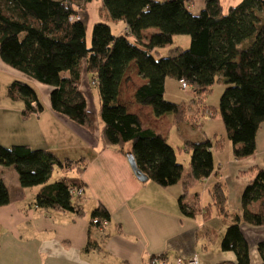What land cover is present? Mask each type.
<instances>
[{
	"label": "trees",
	"instance_id": "1",
	"mask_svg": "<svg viewBox=\"0 0 264 264\" xmlns=\"http://www.w3.org/2000/svg\"><path fill=\"white\" fill-rule=\"evenodd\" d=\"M91 1L0 0V59L50 85V107L54 112L89 131L101 120L104 142L117 146L125 155L131 154L134 174H144L160 186L178 182L183 166L162 135L144 127L138 115L118 102L119 86L131 62L147 79L136 88L135 101L151 106L155 116L169 114L175 126L194 115L188 113L190 101L176 103L165 98L167 78L186 81L195 89L197 103L199 97L212 91L215 82L225 85L217 107L211 109L199 103L201 114H219L225 135L184 142L193 180L216 175L213 149L223 148L225 141L231 143L236 159L255 153L256 133L264 122V0H241L226 12L219 0H204L197 14L190 10L194 7L189 5L190 0H101L109 17L125 24L133 41L126 33L114 35L108 23L96 22L88 44L77 7L84 8ZM148 28L156 31L145 36L143 30ZM177 34L189 36L188 47L170 56H156L158 49L171 45ZM84 73L96 83V113L88 108L81 90ZM6 96L24 103L23 118L42 110L36 90L22 80L12 81ZM127 144L129 151H125ZM87 163L85 157L59 158L50 150L27 144H0V165L15 168L21 187L42 185L35 197L38 207L81 213L73 198L81 195L72 189L85 188L81 174ZM55 168L62 174L49 182ZM212 195L217 212L230 217L221 249L235 253V264H250L240 223L264 226V167H258L246 183L240 214L224 211L225 194L219 183ZM183 196L178 198L180 209L193 216L194 211L185 209ZM8 200V189L0 177V206ZM210 212L208 205L204 219ZM90 216L91 223L96 219L97 225L109 218L102 205ZM256 248L264 264V240L257 242Z\"/></svg>",
	"mask_w": 264,
	"mask_h": 264
},
{
	"label": "crops",
	"instance_id": "2",
	"mask_svg": "<svg viewBox=\"0 0 264 264\" xmlns=\"http://www.w3.org/2000/svg\"><path fill=\"white\" fill-rule=\"evenodd\" d=\"M195 1L200 4L204 0H194L196 4ZM154 31L148 28L143 34L149 36ZM86 78L88 82L82 83L81 90L88 108L96 113L99 107L96 83L94 78L87 75ZM14 80L40 89L36 92L41 111L22 117L24 103L6 96L7 87ZM146 82L131 62L119 86L118 102L170 145V133L176 128L181 143L193 140L180 126L171 123L169 114L155 116L151 106L135 101L136 88ZM166 87L167 79L165 93ZM51 89L0 59V144H27L50 150L59 158L85 157L88 163L81 174L85 188L79 202H74L82 211L77 214L36 206L35 197L42 185L21 187L15 168L0 165V177L9 195L8 202L0 206V264H187L177 263L176 259L193 256L198 264L236 263L235 253L220 247L230 217L217 212L212 193L219 183L225 194L224 211L241 213L243 189L256 169L264 167L256 158L259 141L264 136L260 131L262 124L256 133L253 155L236 159L231 143L225 141L223 148L213 149L216 175L195 181L190 177L188 162L183 165L177 160L183 166L182 176L178 182L164 187L150 179H138L128 155L104 142L101 120L89 131L54 112L49 100ZM193 105L200 106L194 100L189 103L191 113ZM212 131L203 130L199 139L225 135L219 127ZM181 195L185 209L194 211L193 216L181 211L178 199ZM100 205L109 214L102 226L90 221L91 212ZM208 205L210 216L204 219ZM240 229L248 243L250 264H261L256 245L264 240V226L241 222Z\"/></svg>",
	"mask_w": 264,
	"mask_h": 264
},
{
	"label": "rangeland",
	"instance_id": "3",
	"mask_svg": "<svg viewBox=\"0 0 264 264\" xmlns=\"http://www.w3.org/2000/svg\"><path fill=\"white\" fill-rule=\"evenodd\" d=\"M76 1L80 3V0H76ZM219 1H220V4L222 5L223 11L226 12L229 6L235 5L241 0H219ZM195 2L196 4L194 5V7L190 8V10L193 13L197 14L203 8L204 4L203 2H201L200 4H198L197 1ZM77 9H78V14L81 17V20L83 21L85 25L86 41L88 44H90L91 42L92 26L96 22L108 23L114 35H121V34L126 33L124 23L120 20L111 19L108 13L105 11L101 0H92L89 4H86L84 8L77 7ZM126 36L128 37L130 41H133V37L130 34L126 33ZM188 44H189V36L187 34H177L174 36L173 42L171 45L158 49V55L156 56H160V57L170 56L171 54H174L178 50L186 49L188 47ZM86 75L87 74L84 73V75L82 76L81 86H82V83L85 84L84 82L87 80ZM87 77L89 76L87 75ZM166 88H167V91L164 96L167 100H170L176 103L177 102L179 103L181 101H190L189 103H191L193 100L197 101L196 98H198V95L195 89L190 85L188 88H185V89L182 88L179 81L176 79L167 78ZM224 88H225V85L223 83L215 82L212 86V91L209 94L203 97H199L201 100L199 101V103L203 104L204 106L208 108L210 106L211 109H214L218 105L219 97L221 93L223 92ZM36 90L39 93L40 89L36 87ZM2 94L4 95V91ZM192 109H193V112L191 113L188 110V113L193 114L194 116L187 118L185 121H183L180 124V127L184 131V134L187 132L186 133L187 137L193 140H197L200 138V134L203 130L204 131L209 130V133L210 131L211 133H213L214 131L212 130H215V129L218 130V127L220 128V130L224 132L223 123L218 113H214L213 116H208L207 113L201 114L200 106L195 107L193 105ZM177 130L178 129L176 128L173 131H171L169 142L172 144L171 146L175 150V153L177 155V160L183 163L184 165L188 162L189 159H187L185 145L181 143ZM260 131L261 133H264V122L261 125ZM127 149H130L129 144L125 146V151H128ZM256 158L260 162H263L264 164V136H262L259 141V144L257 147ZM59 174H62V172L58 168H55L53 176L51 177L50 181L56 180ZM73 198H74V202H79L78 197L74 196Z\"/></svg>",
	"mask_w": 264,
	"mask_h": 264
},
{
	"label": "built area",
	"instance_id": "4",
	"mask_svg": "<svg viewBox=\"0 0 264 264\" xmlns=\"http://www.w3.org/2000/svg\"><path fill=\"white\" fill-rule=\"evenodd\" d=\"M191 2L189 3L190 6H194L193 0H190ZM180 84L182 88H188L189 84L184 81V80H180ZM84 187H80L78 189H72V192L76 195H82V190ZM107 223V219L102 220V222L99 225H105ZM93 224H98L96 219L93 220ZM154 260H157V258H154ZM177 263H187V264H198L197 258L195 256L193 257H189V258H178L176 259Z\"/></svg>",
	"mask_w": 264,
	"mask_h": 264
},
{
	"label": "water",
	"instance_id": "5",
	"mask_svg": "<svg viewBox=\"0 0 264 264\" xmlns=\"http://www.w3.org/2000/svg\"><path fill=\"white\" fill-rule=\"evenodd\" d=\"M128 160L130 162L131 167L133 168V160L131 154L128 155ZM137 177L140 181H146L148 179V177L144 174H139Z\"/></svg>",
	"mask_w": 264,
	"mask_h": 264
}]
</instances>
